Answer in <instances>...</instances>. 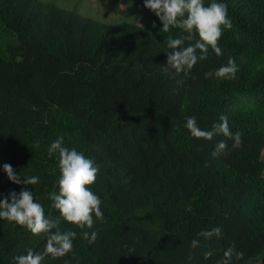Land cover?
Listing matches in <instances>:
<instances>
[{
  "label": "trees",
  "instance_id": "1",
  "mask_svg": "<svg viewBox=\"0 0 264 264\" xmlns=\"http://www.w3.org/2000/svg\"><path fill=\"white\" fill-rule=\"evenodd\" d=\"M218 2L233 24L218 42L222 55L209 49L185 78L166 65L167 40L181 30L162 32L152 11L136 26L42 0H0V200L21 191L3 171L10 164L39 178L29 190L46 217H59L50 198L58 153L49 158L48 148L61 135L100 169L89 187L105 221L84 229L95 242L61 220V231L78 233L73 252L43 264H217L231 245L243 252L232 264H264V0ZM230 58L234 79H205ZM221 115L242 133L240 147L185 127L195 117L211 130ZM221 140L228 150L213 158ZM213 227L220 236L198 237ZM45 244V234L0 219V264Z\"/></svg>",
  "mask_w": 264,
  "mask_h": 264
},
{
  "label": "clouds",
  "instance_id": "2",
  "mask_svg": "<svg viewBox=\"0 0 264 264\" xmlns=\"http://www.w3.org/2000/svg\"><path fill=\"white\" fill-rule=\"evenodd\" d=\"M144 6L159 18L163 24L162 32L167 33L171 28L181 30V35L177 38L170 36L167 40V47L171 51L166 53V65L174 69L176 73H182L185 78H189L194 66L208 58L209 49L216 56L222 55L218 42L223 31L231 30L233 27L225 3L211 0L210 4L205 6L204 0H145ZM237 71L235 61L230 58L226 65L215 71L205 72L204 77L208 79L214 76L217 79L230 80L235 78ZM192 78L196 79V77ZM219 121L212 126L211 130H203L197 125L195 117H187L185 127L194 138L211 141L220 135L234 141L233 148L240 147L242 133L231 131L225 115H221ZM227 150V141L221 140L216 144L211 155L216 158L225 154ZM57 153L60 171L58 194L53 191L50 198L53 200V207L59 211V217H46L43 206L34 199V193L29 190V186L39 183L37 176L17 174L10 164L3 165V171L8 179L22 187L18 194L12 191L0 200V219L25 227L33 235H46V244L42 251L33 252L29 249L26 255L14 258L15 264H43L46 257L59 258L72 253L73 241L78 233L73 230L61 231V220L80 229L79 235L89 243L95 242L97 233L92 231L90 234L84 229H92L96 221H105L101 210L102 201L89 187L96 181L100 171L99 166L82 152L77 151L75 147L69 149L64 146L63 135L52 142L48 148L49 158ZM221 232L220 227H213L197 235L208 240L214 236H220ZM199 245V239L191 241L192 249ZM234 256L237 260L242 259L243 252L237 251L235 245H231L224 251L223 259L217 264H232ZM65 264L68 262L65 261Z\"/></svg>",
  "mask_w": 264,
  "mask_h": 264
},
{
  "label": "rangeland",
  "instance_id": "3",
  "mask_svg": "<svg viewBox=\"0 0 264 264\" xmlns=\"http://www.w3.org/2000/svg\"><path fill=\"white\" fill-rule=\"evenodd\" d=\"M54 3L59 7L75 10L83 16H87L105 23L126 22L143 26L145 19L151 13L145 8V0H42ZM7 38L5 37L2 42ZM264 161V152L261 155ZM264 176V171H263Z\"/></svg>",
  "mask_w": 264,
  "mask_h": 264
}]
</instances>
